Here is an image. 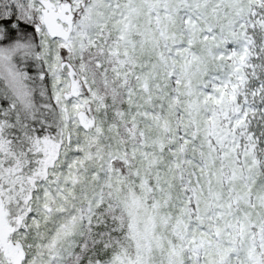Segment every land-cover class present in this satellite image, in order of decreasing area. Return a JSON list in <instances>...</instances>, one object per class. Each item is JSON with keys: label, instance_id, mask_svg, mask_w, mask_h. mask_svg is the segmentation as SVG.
<instances>
[{"label": "snow or ice", "instance_id": "obj_1", "mask_svg": "<svg viewBox=\"0 0 264 264\" xmlns=\"http://www.w3.org/2000/svg\"><path fill=\"white\" fill-rule=\"evenodd\" d=\"M0 264H264V0H0Z\"/></svg>", "mask_w": 264, "mask_h": 264}]
</instances>
